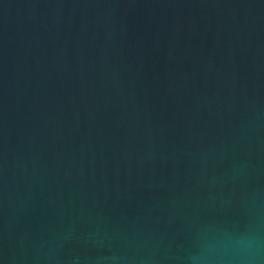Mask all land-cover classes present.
<instances>
[{
  "label": "water",
  "instance_id": "water-1",
  "mask_svg": "<svg viewBox=\"0 0 264 264\" xmlns=\"http://www.w3.org/2000/svg\"><path fill=\"white\" fill-rule=\"evenodd\" d=\"M224 233L264 241V0H0V264Z\"/></svg>",
  "mask_w": 264,
  "mask_h": 264
},
{
  "label": "clouds",
  "instance_id": "clouds-1",
  "mask_svg": "<svg viewBox=\"0 0 264 264\" xmlns=\"http://www.w3.org/2000/svg\"><path fill=\"white\" fill-rule=\"evenodd\" d=\"M264 248V241L248 233H224L214 237L205 254L193 264H256V257Z\"/></svg>",
  "mask_w": 264,
  "mask_h": 264
}]
</instances>
